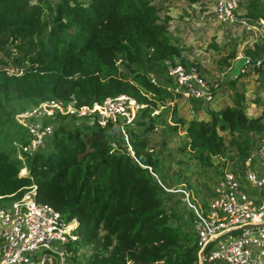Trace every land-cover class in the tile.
I'll return each instance as SVG.
<instances>
[{"label":"trees","instance_id":"obj_1","mask_svg":"<svg viewBox=\"0 0 264 264\" xmlns=\"http://www.w3.org/2000/svg\"><path fill=\"white\" fill-rule=\"evenodd\" d=\"M242 7L244 16L264 19V0ZM159 9L152 0H0V206L34 183L37 202L64 221L75 220L76 239L67 245L71 264H198L193 214L180 190L189 191L178 185L189 178L182 171L169 174L167 162L186 153L208 171L212 158L228 156V169L241 177L244 158L264 137L261 117L245 113L250 99L234 89L230 103L208 108L204 117L196 116L201 102L193 98L186 100L193 116L178 114L181 96L167 89L166 62L197 67L169 35ZM256 42L244 51L240 74L227 75L223 88L253 70L264 91V47ZM213 47L221 54L217 66L229 69L234 45ZM217 86H209L212 96ZM119 94L143 105L126 128V141L110 123L54 116L42 146L21 152L23 161L17 157L13 141L28 138L16 113L44 99L89 106ZM15 124L24 130L17 140L9 134ZM157 127L166 132L160 147L178 130L184 142L174 151L154 150L149 133ZM80 249L90 250L82 263Z\"/></svg>","mask_w":264,"mask_h":264},{"label":"built area","instance_id":"obj_2","mask_svg":"<svg viewBox=\"0 0 264 264\" xmlns=\"http://www.w3.org/2000/svg\"><path fill=\"white\" fill-rule=\"evenodd\" d=\"M240 1L213 0L216 21L221 25L240 24L253 43L260 39L264 47V19L239 15ZM259 62L260 59L256 64ZM165 73L171 83L167 89L180 94L182 100H212L209 85L194 67L185 69L180 64L166 62ZM142 107L125 94L107 97L89 106L44 99L15 115L28 138L26 143L13 141L16 155L23 161L21 152L30 154L42 146L43 137L51 131L47 120L54 116L81 119L100 126L110 123L126 141V127ZM20 171L26 174L24 167ZM253 188L255 192H251ZM180 191L193 214L198 264L200 260L204 264H264V140L244 158L241 177L228 168L221 170L205 208L191 203L187 191ZM35 194L36 186L31 183L18 198L0 206V264H71L67 245L76 239L75 220L64 221L51 206L37 202ZM238 227H242L238 235L231 237L230 230ZM202 248L204 251L198 257Z\"/></svg>","mask_w":264,"mask_h":264},{"label":"rangeland","instance_id":"obj_3","mask_svg":"<svg viewBox=\"0 0 264 264\" xmlns=\"http://www.w3.org/2000/svg\"><path fill=\"white\" fill-rule=\"evenodd\" d=\"M247 1L248 0H241L239 4L238 13L242 17H246L244 16L245 10L243 9L242 4ZM152 3L160 8L158 11L160 20L166 26L169 35L179 42L183 49L182 53L187 61L196 65L197 73L203 77L209 86L218 83L217 90L213 95L212 100L209 102H201L200 110L196 116L198 118L204 117L208 108H219L224 103H230L234 89L235 91L243 92L244 97L250 99L245 108L246 115L249 117L260 116L261 121L264 122V91H261L258 88V82L256 80L258 76L253 70H250L246 75L235 79L232 87H222L235 60L238 57L245 58L244 51L254 49V44L258 41L253 43L251 41L252 38L246 34L240 24L234 23L229 25V31H227L228 25L219 24L212 12L213 0H152ZM214 44L218 47L224 45L227 49H230L232 45H234L236 49V57L232 61L229 69L224 70L217 66L216 60L221 54L216 52L213 47ZM1 57L2 54L0 53V58ZM245 63L244 60V64ZM242 68L243 66L234 77L240 74ZM254 98L258 99L257 103H252L251 99ZM194 104L198 105L199 102L194 100ZM190 105L191 103L189 101L181 99L176 106L178 114L186 119L192 117L193 113ZM157 111L158 110L154 111V113H157ZM17 114L18 113L15 115ZM15 115L14 117H16ZM131 127L133 128V125ZM126 128H128V126ZM163 129V127H157L149 133L148 144L150 146L154 145V150L161 148L165 153L166 151H174L182 145L185 138L183 131L178 130L177 134L172 137L169 142L163 147H160V140L163 135H166V132ZM23 132V128L17 124L9 127V134L13 140H17ZM223 136L225 140L228 139V136L225 133H223ZM261 140H264V137ZM222 162L227 163V167L219 164ZM230 162L228 156L212 158L211 166L213 169L211 168L208 171H205V169L198 167V164L192 159V157H190V154L185 153L182 155H176L173 160L167 162V171L169 174L182 171V174L187 175L189 178L187 185H178L185 187L189 191L190 202L200 207L202 202L207 203L211 198L210 192L212 191L216 176L213 172L214 167L218 165L216 169L223 170L228 168ZM19 173L24 174L23 171H19ZM255 191V188L251 189V192ZM178 198L181 203H183L181 196ZM238 233V231L232 232L230 236L234 237L238 235ZM57 245H59V243H57ZM88 254H90L89 249H80L76 253L77 258L81 263L86 260ZM214 264L222 263L219 262Z\"/></svg>","mask_w":264,"mask_h":264},{"label":"water","instance_id":"obj_4","mask_svg":"<svg viewBox=\"0 0 264 264\" xmlns=\"http://www.w3.org/2000/svg\"><path fill=\"white\" fill-rule=\"evenodd\" d=\"M244 60L245 58L244 57H238L235 62L233 63V66L232 68L230 69V73L228 75V78L231 79L233 78L236 74H238L240 68L243 66L244 64ZM245 228V227H244ZM242 227H238V228H235V229H232L230 230V232H237L239 230H241ZM204 251V248H202L199 253H198V257H200L202 255ZM199 264H204L202 260H200V263Z\"/></svg>","mask_w":264,"mask_h":264}]
</instances>
